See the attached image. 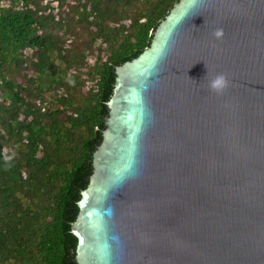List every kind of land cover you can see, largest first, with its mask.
Wrapping results in <instances>:
<instances>
[{
  "label": "water",
  "instance_id": "95a60500",
  "mask_svg": "<svg viewBox=\"0 0 264 264\" xmlns=\"http://www.w3.org/2000/svg\"><path fill=\"white\" fill-rule=\"evenodd\" d=\"M68 228V264H264V0H175L110 62Z\"/></svg>",
  "mask_w": 264,
  "mask_h": 264
},
{
  "label": "trees",
  "instance_id": "16d2710c",
  "mask_svg": "<svg viewBox=\"0 0 264 264\" xmlns=\"http://www.w3.org/2000/svg\"><path fill=\"white\" fill-rule=\"evenodd\" d=\"M175 0H0V264H68L109 64Z\"/></svg>",
  "mask_w": 264,
  "mask_h": 264
},
{
  "label": "clouds",
  "instance_id": "9594fccd",
  "mask_svg": "<svg viewBox=\"0 0 264 264\" xmlns=\"http://www.w3.org/2000/svg\"><path fill=\"white\" fill-rule=\"evenodd\" d=\"M217 35H220L218 32ZM224 78L223 76L218 77L215 81H213V87L215 88L216 86L220 85L223 82Z\"/></svg>",
  "mask_w": 264,
  "mask_h": 264
}]
</instances>
